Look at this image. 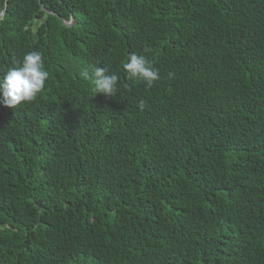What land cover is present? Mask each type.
Wrapping results in <instances>:
<instances>
[{"label":"trees","instance_id":"trees-1","mask_svg":"<svg viewBox=\"0 0 264 264\" xmlns=\"http://www.w3.org/2000/svg\"><path fill=\"white\" fill-rule=\"evenodd\" d=\"M4 10L0 78L32 51L50 75L0 104V264H264V0ZM132 53L151 87L128 78Z\"/></svg>","mask_w":264,"mask_h":264},{"label":"clouds","instance_id":"clouds-1","mask_svg":"<svg viewBox=\"0 0 264 264\" xmlns=\"http://www.w3.org/2000/svg\"><path fill=\"white\" fill-rule=\"evenodd\" d=\"M123 69L130 80H139L151 87L159 80V71L152 66L144 55L132 53L123 64ZM42 54L38 51L26 53L22 62L9 68L0 78V104L15 109L33 100L45 87L49 79ZM83 76L92 79L97 94L114 97L117 92L119 77L109 73L106 67H95L91 76L85 70ZM139 106L144 107V101Z\"/></svg>","mask_w":264,"mask_h":264},{"label":"water","instance_id":"water-1","mask_svg":"<svg viewBox=\"0 0 264 264\" xmlns=\"http://www.w3.org/2000/svg\"><path fill=\"white\" fill-rule=\"evenodd\" d=\"M6 10H4L1 14H0V19H2L5 15ZM73 23V20L70 23H67V25H71Z\"/></svg>","mask_w":264,"mask_h":264}]
</instances>
